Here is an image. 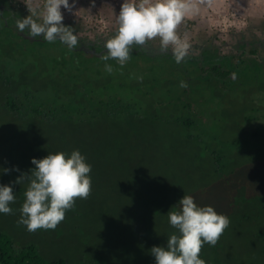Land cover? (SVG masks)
<instances>
[{"label":"rangeland","instance_id":"obj_1","mask_svg":"<svg viewBox=\"0 0 264 264\" xmlns=\"http://www.w3.org/2000/svg\"><path fill=\"white\" fill-rule=\"evenodd\" d=\"M122 3L75 0L71 12L63 7L61 11L64 18L82 17L83 23L92 27L88 33L93 35L95 30L104 33L118 25L116 17ZM198 8L186 18L194 20L197 28L223 34L231 27L246 28L251 21L264 17V0H206ZM181 37L189 41L191 34L186 31ZM17 38L16 45L6 43L0 48V185L12 183L21 173H30L35 167L33 157L42 159L57 152L67 156L79 150L91 165L92 191L87 199L76 200L56 229L29 232L17 223L28 183H13V214L0 213L1 231L23 244L37 245L45 256L67 257L75 264H85L84 260L93 256L103 262L155 264L150 249L166 246L168 237L176 232L168 212L179 210L183 195H192L199 206H212L230 220L216 243L218 248L209 244L202 248L200 256L207 252L206 264H264V146L253 142L248 147L229 145L219 165L222 171L215 170L200 155L198 143L188 137L180 123L170 119L180 110L165 107L170 106L168 103L155 107L161 108L165 118L157 122L142 120L137 130L131 129L126 119H87L89 112L81 118L64 119L61 124L46 118H13L2 106L6 86L29 83L31 89L39 90L30 98L39 106L36 97L50 92L59 78L66 79L67 70L60 63L64 64V56L71 57L64 43H58V47L45 41L42 46L35 39H24L23 34ZM215 112L216 108H207L208 114L214 116ZM234 119H208L201 128L217 132ZM222 138L232 140L229 133ZM213 139L217 153L226 152L227 145L221 144L216 135ZM5 168L11 171L4 173Z\"/></svg>","mask_w":264,"mask_h":264},{"label":"trees","instance_id":"obj_2","mask_svg":"<svg viewBox=\"0 0 264 264\" xmlns=\"http://www.w3.org/2000/svg\"><path fill=\"white\" fill-rule=\"evenodd\" d=\"M0 2L13 8L4 9L7 20L0 15L2 49L6 43L17 44V37L22 33L13 24L29 13L21 0ZM69 17L64 18L63 23L74 29L78 44L68 48L66 53L71 57L63 55L64 64L60 63L67 70L66 79L59 78L50 92L38 95L39 106L33 105L30 99L39 90L31 89L29 83L14 82L11 87L6 86L2 106L13 118L23 117L20 119L27 121L46 118L49 122L59 120L61 124L64 119L89 112L87 119H126L130 128L137 130L142 120L157 122L161 117L165 118L161 108L155 107L168 103L170 106L165 107L180 110V114H174L170 119L180 123L188 137L198 143L200 155L208 159L215 170H221L229 145L248 147L253 142L264 146V17L251 21L243 30L231 27L227 34L206 27L197 28L194 20L186 18L178 32L181 36L190 32V48L180 63L176 62L171 48L168 52L160 51V41L156 38L142 47L133 46L124 66L116 60L101 58L107 54L104 45L115 35L118 25L104 33L95 30L92 35L88 33L92 27L86 26L82 17ZM9 25L16 29H9ZM24 39L31 41L25 36ZM35 41L42 46L46 43L41 39ZM58 43L61 42L57 40L53 44L58 46ZM105 64H111L112 73L105 70ZM181 82L187 87H181ZM54 101L58 105L51 107L50 103ZM208 107H214L218 112L212 116L207 113ZM232 116L236 119L220 131L212 133L201 128L209 120ZM226 133L232 140L222 138ZM215 135L221 144L227 145L226 152L217 153L214 149ZM213 247L218 248V245ZM200 257L207 261V252ZM84 261L85 264H122L103 262L95 256ZM0 264L75 263L67 257L45 256L37 245L23 244L0 229Z\"/></svg>","mask_w":264,"mask_h":264},{"label":"clouds","instance_id":"obj_3","mask_svg":"<svg viewBox=\"0 0 264 264\" xmlns=\"http://www.w3.org/2000/svg\"><path fill=\"white\" fill-rule=\"evenodd\" d=\"M206 0H123L116 17L115 35L107 39L104 47V61L116 60L124 66L130 59L133 46H144L159 38L160 51L171 52L177 63L188 54L190 45L178 32L186 17L199 11L198 5ZM210 3V0H207ZM75 0H44L40 3H26L28 15L16 22L17 29L27 31L29 39L42 37L52 43L59 40L70 49L78 44L74 29L63 23L61 8L71 12ZM42 8V11H41ZM15 26V24H13ZM105 70L113 68L105 64ZM181 87H187L181 82ZM35 165L30 173H21L10 184L0 185V213L13 214L11 204L16 196L12 184L28 183L24 202L20 208L19 225L29 232L56 229L65 219L66 211L75 206L77 199H87L92 191L89 173L91 165L79 150L70 155L64 152L49 154L42 159L33 157ZM14 170L19 171L18 168ZM8 173L11 169H3ZM179 210L169 211V223L176 229L166 246H153L151 255L155 264H206L200 258L205 244L215 246L230 220L227 215L218 214L212 206H199L192 195H183L178 201Z\"/></svg>","mask_w":264,"mask_h":264},{"label":"flooded vegetation","instance_id":"obj_4","mask_svg":"<svg viewBox=\"0 0 264 264\" xmlns=\"http://www.w3.org/2000/svg\"><path fill=\"white\" fill-rule=\"evenodd\" d=\"M0 4H1V6H0V15H1V17H4V9L6 8V9H8V8H10L9 6H6V4H4V3H1L0 2ZM10 9H13V8H10ZM5 18V17H4ZM6 19V18H5ZM7 20V19H6ZM6 22H8V21H6ZM15 27H17L16 26V24H15ZM238 30H243V29H245V28H242V29H239V28H237ZM18 30V29H17ZM19 31V30H18ZM227 33H229V31L227 32ZM226 33V34H227ZM25 37H28V35H27V31H25L24 33H22ZM35 39H41V40H44L42 37H37V38H35Z\"/></svg>","mask_w":264,"mask_h":264}]
</instances>
